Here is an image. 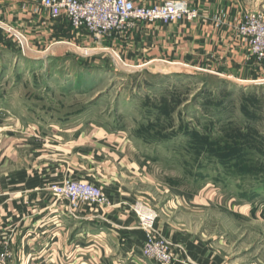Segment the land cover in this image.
<instances>
[{
    "label": "crops",
    "instance_id": "obj_1",
    "mask_svg": "<svg viewBox=\"0 0 264 264\" xmlns=\"http://www.w3.org/2000/svg\"><path fill=\"white\" fill-rule=\"evenodd\" d=\"M38 1L0 0V234L16 236L18 264H155L141 257L148 233L133 213L138 204L158 210L152 234L169 242L177 260L173 264H264V233L245 246L220 236L215 218L203 215L215 209L213 201L172 188L160 191L146 162L119 132L89 129L82 122H46L53 92L33 88L21 96L10 84L19 72L4 71V63L15 71L41 66L36 61L43 57H19L21 45L22 50L23 45L43 50L95 44L112 47L133 65L162 62L240 80L262 79L264 61L249 56L236 25L248 10L264 11V0H190L199 11L192 21L138 22L101 39L75 30L63 13L52 18ZM77 78L79 93L89 92L88 80ZM65 88V97L75 89ZM64 179L101 188L105 203L82 205L70 215L68 203L50 190Z\"/></svg>",
    "mask_w": 264,
    "mask_h": 264
},
{
    "label": "rangeland",
    "instance_id": "obj_2",
    "mask_svg": "<svg viewBox=\"0 0 264 264\" xmlns=\"http://www.w3.org/2000/svg\"><path fill=\"white\" fill-rule=\"evenodd\" d=\"M132 1L150 6L163 0ZM182 1L199 16L190 0ZM248 12L264 21V11L248 10L243 17ZM73 46L49 47L55 50L37 60L41 66L34 71H15L14 65L4 63V71L9 67L10 72H19L11 87L21 96L34 92L33 88L53 92L51 118L46 122H82L89 129L121 133L135 156L146 162L160 191L172 188L193 199L213 201L215 209L203 215L215 218L217 233L237 246L252 244L258 233H264V77L248 81L178 65H133L108 45ZM49 48L31 51L24 45L22 50L21 45L19 57H40ZM246 48L251 58L264 61ZM119 64L135 69L122 70ZM1 68L0 61V73ZM77 77L88 80L84 84L89 92L79 93ZM68 86L75 89L65 97L63 89L69 90ZM144 206L156 212L158 219L155 207ZM8 235V264H18L16 236ZM170 253L173 264L177 260L173 250Z\"/></svg>",
    "mask_w": 264,
    "mask_h": 264
},
{
    "label": "built area",
    "instance_id": "obj_3",
    "mask_svg": "<svg viewBox=\"0 0 264 264\" xmlns=\"http://www.w3.org/2000/svg\"><path fill=\"white\" fill-rule=\"evenodd\" d=\"M39 6L52 18L63 13L75 30H85L94 39L111 38L132 29L138 22L166 25L178 20L192 21L198 18L182 0H163L150 6H137L132 0H41ZM241 42L257 59H264V21L261 16L248 12L236 26ZM50 190L58 200L68 203V213L73 215L82 205H103L105 197L99 187L73 179L54 183ZM141 227L150 232L141 250L145 262L170 264L173 261L169 243L151 234L157 221L156 212L139 204L134 208ZM0 240V264H8L11 256L10 235Z\"/></svg>",
    "mask_w": 264,
    "mask_h": 264
},
{
    "label": "water",
    "instance_id": "obj_4",
    "mask_svg": "<svg viewBox=\"0 0 264 264\" xmlns=\"http://www.w3.org/2000/svg\"><path fill=\"white\" fill-rule=\"evenodd\" d=\"M52 50H54V48H49V49H47L46 50V53L44 54V55H42V56H40L41 58L42 57H44V56H48L50 53H51V51ZM152 63H153V65H157V66H159V67H166V66H174V65H170V64H166V63H162V62H158V63H156V62H150V63H148L147 65H152ZM147 65H145V66H147ZM175 66H177V65H175ZM118 67L120 68V69H122V70H128V71H132V70H134L135 68H132V67H127V66H122V65H118ZM179 67V66H178ZM181 67V66H180ZM183 68H185V67H183Z\"/></svg>",
    "mask_w": 264,
    "mask_h": 264
}]
</instances>
